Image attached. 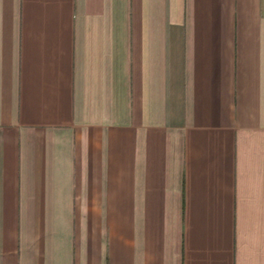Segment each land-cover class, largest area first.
<instances>
[{
	"label": "crops",
	"instance_id": "0c3cea01",
	"mask_svg": "<svg viewBox=\"0 0 264 264\" xmlns=\"http://www.w3.org/2000/svg\"><path fill=\"white\" fill-rule=\"evenodd\" d=\"M0 264H264V0H0Z\"/></svg>",
	"mask_w": 264,
	"mask_h": 264
}]
</instances>
